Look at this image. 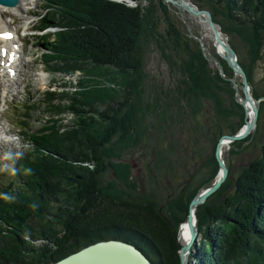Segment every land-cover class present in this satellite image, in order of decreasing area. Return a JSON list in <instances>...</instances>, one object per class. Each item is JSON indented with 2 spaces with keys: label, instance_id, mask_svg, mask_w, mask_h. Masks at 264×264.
I'll return each instance as SVG.
<instances>
[{
  "label": "trees",
  "instance_id": "16d2710c",
  "mask_svg": "<svg viewBox=\"0 0 264 264\" xmlns=\"http://www.w3.org/2000/svg\"><path fill=\"white\" fill-rule=\"evenodd\" d=\"M130 1L135 4L127 0H44V8L36 15L35 28L41 31L36 38L45 49L41 58L48 71L100 77L93 68L104 67L102 71L107 72L111 67L115 76L107 77L110 85H87L82 77L75 85L63 83L61 90H45L44 123L30 133L26 129L30 110L36 108L26 106L21 130L29 146L16 162L18 188L13 192L10 180L0 189V264H53L108 239L135 245L152 264H180L177 229L185 222L192 197L218 174L214 156L218 139L243 125L245 111L229 81L235 76L232 70L222 59V70L207 68L198 42L191 46L187 34L181 32L170 2ZM189 1L211 12L237 54L252 96L264 97L253 82L262 62L260 82L264 86V0ZM48 28L55 30L44 32ZM151 44L181 73L176 85L161 91L169 99L162 104L158 95L154 104L145 103L142 97V65ZM177 93L186 98L189 111L205 107L211 113L194 138L197 156L210 152L202 166H210L211 171L191 189L190 181L163 211L152 196L132 197L117 182H104L101 174L111 170L120 182L136 187L130 183L132 175L124 160L139 142L140 120L151 109L161 108L168 114L176 111L174 107L184 109ZM97 104H104L103 109ZM65 115H70L68 122ZM263 121L261 99L258 129ZM160 130L165 134L163 127ZM255 135L232 142L230 153L245 150ZM254 141L256 152L249 162L233 177L227 164L225 182L196 208L199 239L188 255V264H264V132Z\"/></svg>",
  "mask_w": 264,
  "mask_h": 264
},
{
  "label": "rangeland",
  "instance_id": "374dc122",
  "mask_svg": "<svg viewBox=\"0 0 264 264\" xmlns=\"http://www.w3.org/2000/svg\"><path fill=\"white\" fill-rule=\"evenodd\" d=\"M167 2L170 1L167 0ZM43 4L44 0H29L27 7H31L29 12L31 15L25 14V16L21 19L20 10L14 13L8 12L5 14V16H9L6 18L8 22L14 20L12 27H14V29H18V34L22 35L24 32L26 35L24 45L26 52L23 54V57L27 63L25 66V62H23V60L21 61V70H18L19 83L14 84V80H11L12 86L3 87V89L0 88V112L2 113L0 117V124L3 130H6L9 134L8 138L12 140V144L8 142V140H5L6 142L4 141V143H0V173H3V175H0V189L7 186L8 184L6 183H8L10 179L13 180V184L11 186V190L13 192L17 191L18 188V183L15 182L16 179L12 174L15 168L16 160L23 154L29 145L28 141L24 138L19 141L15 135L16 132L19 133V130H21L19 125L21 123H26V121H12L8 115L5 117L3 116V113L6 110L15 109L11 105V101L25 102L26 99H29L27 105L33 104L35 106L36 111L30 110L32 118L26 128L28 133H30L31 131L37 129L45 118V114L41 110L44 106L42 98L45 90H61L63 83L71 82L72 85H75L74 83H78L77 81L82 77H85L87 80V85H90V83L110 85L111 82H109L107 77L111 78L115 76V70L111 67L106 69L109 70L107 72L102 71L104 67H102V69L93 68V71H97L100 77L103 78L88 75L86 72H76L73 75H66L48 71L41 58V54L45 51V49L38 43V40L35 37V32H33L32 29L27 32L24 31L29 28L28 25L24 27L27 23L33 26L37 24L35 14H38ZM171 5L176 8L175 15L179 20L180 30L182 33L187 34L190 45L194 46V43L198 42V46L204 53L203 57L206 60L207 68L211 72L216 69L222 70L223 66L220 64L219 60L222 59L228 69L230 68V70H232L228 61L223 57H220L221 55L215 47V36L210 33L207 23L194 14L187 12L182 7L180 2H177L175 5ZM54 30V28H48L44 30V32ZM223 36L228 40V36ZM201 44L203 45V48L201 47ZM262 64L263 63L260 62L259 67L256 69L255 79L253 80L259 93H264V86L260 82V78L263 73ZM142 66L144 74L142 97L144 102L154 104V97L156 95L163 99L161 104L164 101H169V99L163 95L161 91H167V89L169 90L173 85H176V79L181 78V73L178 72V70H175V68H171L170 62L162 59L158 50L152 44L149 45L144 55V62ZM227 71L229 72V70ZM231 72L234 73L233 70L230 71V73ZM234 75V78L229 79L230 84L234 89L233 84L235 82L237 90L239 89L240 92L242 86L239 81H241V79L236 73H234ZM223 77L224 79H228L225 75H223ZM1 80L2 79L0 78V87L4 85L1 84ZM5 80L7 81L9 79L5 77ZM6 84H9V82H6ZM3 90L5 92L9 91L5 97L3 96ZM179 94L177 93V96L181 100L182 105H184V109H177L174 107V110L176 111L171 114H168V112H162L161 108H157L156 112H154V109H151V113L148 112L140 120L143 132L140 133L138 144L135 145L131 151L126 153V159L124 160L127 162L132 175L128 177L131 180L130 183L134 182L136 187L124 183L123 181L120 182L115 177V173L111 170L105 171L101 174V178L104 182H117L120 187L125 190V193H129L132 197L152 196L157 201L159 208L163 211L166 210L167 205L179 194V192L183 191L184 188L188 186L190 181L191 187L189 189L198 186L204 179L207 178L209 175L208 173L211 171L210 166H202L204 159L208 157L210 152H198L197 156L198 145L196 141L194 143V138H197L198 132H200L204 125L207 124V121L211 118V113H209L205 107L195 110V112L189 111V108L186 107V98H183V96ZM235 96L237 98V102L240 103L242 96L239 97V93L237 94L236 91ZM101 97H103L105 101H108V96L105 92H102ZM5 99L7 100L4 103ZM38 102L40 111L37 110ZM103 105L104 104H102V106L97 104V108L102 110ZM17 109L18 111L16 113L18 114V117L23 114V112L27 113L26 108L23 111L21 108ZM158 112L159 115L156 116L155 114ZM63 117L65 119L64 121L68 122L70 115H65ZM11 122H13L12 125ZM263 125L264 121L258 129L256 120V125L246 137L252 133H256V135L252 139L251 143L247 144V142H245V145L247 144L246 149L241 150L239 154H231L230 145H227L224 150H222V160L227 168V164L231 166L232 171L230 174L232 177L236 176L239 170L249 162L252 152H256L254 145L256 141L254 140L260 139L262 133L264 132ZM161 127L166 130L163 135L160 130ZM98 128L100 130L102 128V124H100ZM246 137L242 139H245ZM156 153L158 154L159 159L156 157ZM179 211L180 210H176L175 212L177 213ZM183 214L185 216V213H182V215ZM179 227L181 228V225ZM177 232L179 239L180 229H177Z\"/></svg>",
  "mask_w": 264,
  "mask_h": 264
},
{
  "label": "water",
  "instance_id": "95a60500",
  "mask_svg": "<svg viewBox=\"0 0 264 264\" xmlns=\"http://www.w3.org/2000/svg\"><path fill=\"white\" fill-rule=\"evenodd\" d=\"M167 1V0H165ZM171 4L175 5L178 1L182 2L186 6L187 12H192L194 15L199 17L200 19L204 20L208 28L210 30V33L212 35H218V33L222 34L221 30L219 29L218 25L214 22L213 16L209 10L201 9L197 7L196 5L192 4L189 0H169ZM1 4L4 5H16L18 3V0H0ZM225 38V37H224ZM220 43L223 47V49L226 51L227 54V61L240 79H241V92L243 94L242 99L240 100V104L244 108L245 116H244V126H241L235 133L233 134H223L217 141L215 145L214 150V156L218 164V174L221 171V174L214 177L212 183L202 189H200L190 200L188 204L187 209V216L185 219V222L187 225L190 226L191 230V240L189 242L188 248H187V256L185 260L181 257V248L179 249V256H180V264H187L188 262V255L191 252V249L193 246H196L198 241V229H197V223H196V216L195 211L198 205L205 202V200L213 194L222 183L227 178L228 175V168L225 165L224 161L222 160L220 156V145L222 142L229 143V145L237 140H240L244 137H246L250 131L254 128L256 125L257 120V114H258V107H259V101L261 99H264V97H261L259 99H255L250 90V85L248 83L247 77L245 72L243 71L242 67L240 66L238 62V57L234 49L230 46L228 40L225 38V42L220 40ZM201 47L203 48V45L201 44ZM226 59V58H224ZM234 89L236 88V84H233ZM236 91V89H235ZM253 107V118L251 121H247V107L246 104H250ZM226 139V141H224ZM193 221V223H192ZM178 241V239H177ZM179 244V243H178ZM53 264H152V262L149 260V258L135 245L124 242L122 240H116V239H108V240H101L94 242L92 244H89L78 251H75L57 262Z\"/></svg>",
  "mask_w": 264,
  "mask_h": 264
},
{
  "label": "bare ground",
  "instance_id": "6f19581e",
  "mask_svg": "<svg viewBox=\"0 0 264 264\" xmlns=\"http://www.w3.org/2000/svg\"><path fill=\"white\" fill-rule=\"evenodd\" d=\"M28 2H29V0H18V4L14 7H6V6L0 5V33L5 32V31H14V30H12V27H11V24L14 23V20L11 22H8L6 19H4L5 14L8 12L14 13V12H17L20 10V12H21L20 19L23 18L25 16V14H29L30 9H31V7H27ZM178 2H180V1H178ZM180 3L182 5V7L184 9H186V6L182 2H180ZM214 36H215V47H216L218 53L223 58H226V60H227L226 51L223 49V47L220 43V40L225 42L224 36L221 33L220 34L218 33V35H214ZM15 40L19 41L20 37L18 36L17 39H14L13 41H11V43H10L11 46H13L14 43H17ZM9 42L10 41H5V43H3V45L0 46V48L6 47V43L8 44ZM22 52H23V48H20V46L18 45L17 49H13V51H12L13 56L12 57H10L9 54H5L4 56H0V62H3V64H4V66H2L0 63V78L2 79L1 84H4L6 82L5 77L8 78L9 80L10 79L14 80V84L19 83V75L17 76V72H18V70H20L19 64H21V61H22L20 59ZM236 90H237V85H236ZM6 92L9 93V91H6ZM238 93H239V97H241L239 89L237 90V94ZM249 102H250V104H246V107H247L246 120L248 122L252 120L253 113H254L253 107L251 105L252 103H251V101H249ZM1 130L2 129L0 128V143H4L5 139L2 137V135L3 134L8 135V134H7L6 130H2V131ZM224 141H226V139H224ZM8 142H10V141H8ZM227 145H229V143H226V142H222L220 145V156H221V158H222V150H224V148ZM220 174H221V171H220L219 175ZM192 223H193V221H192ZM190 240H191L190 226L187 225L186 222H184L181 224V228H180V232H179V241L181 243V249H180L181 250V257L183 260H185V258L187 256L186 255L187 254V248H188Z\"/></svg>",
  "mask_w": 264,
  "mask_h": 264
},
{
  "label": "built area",
  "instance_id": "2783aa9c",
  "mask_svg": "<svg viewBox=\"0 0 264 264\" xmlns=\"http://www.w3.org/2000/svg\"><path fill=\"white\" fill-rule=\"evenodd\" d=\"M127 2H128L130 5H134V4H135L133 1H130V0H127Z\"/></svg>",
  "mask_w": 264,
  "mask_h": 264
}]
</instances>
